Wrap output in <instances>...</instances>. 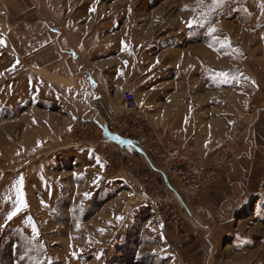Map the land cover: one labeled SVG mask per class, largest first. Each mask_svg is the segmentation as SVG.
Listing matches in <instances>:
<instances>
[{"label":"rangeland","instance_id":"obj_1","mask_svg":"<svg viewBox=\"0 0 264 264\" xmlns=\"http://www.w3.org/2000/svg\"><path fill=\"white\" fill-rule=\"evenodd\" d=\"M95 1L94 12L89 0L80 2L81 19L89 14L95 26L121 33L129 57L143 51L150 77V91L137 100L152 125L148 140L125 115L111 124L122 127L117 135L141 137L155 165L170 170L166 141L181 150L192 145V163L207 169L235 131L239 145L200 192L181 174L171 179L198 227L141 157L93 126L78 138L107 157V176L99 179L73 176L70 152L35 145L24 115L33 98L17 69L18 80L0 86V264H264V0ZM13 60L7 67L21 68ZM180 90H190L192 114L162 121L175 131L162 132L165 142L151 152L149 139L159 132L140 110L175 108ZM117 167L133 172V182ZM21 177L27 207L8 220Z\"/></svg>","mask_w":264,"mask_h":264},{"label":"crops","instance_id":"obj_2","mask_svg":"<svg viewBox=\"0 0 264 264\" xmlns=\"http://www.w3.org/2000/svg\"><path fill=\"white\" fill-rule=\"evenodd\" d=\"M84 1L88 0H0V86L8 80L17 81L19 71H23L25 91L33 98L24 111L29 135L35 145L56 147L75 156L70 170L73 176L98 179V174L107 176L105 161L92 148L94 145L76 147L72 139V145L68 143L69 135L83 119L91 122L102 137L99 124L113 127L114 144L132 156L137 154L149 170L158 171L160 168L146 152L141 137L120 140L117 135L120 133L115 129L122 130V127L112 126L124 115L122 94L125 90L134 91L138 101L150 91L143 51L135 52V58L129 57L125 52L128 39L121 33H109L107 27L95 26L89 14L81 19L79 7ZM89 1V8L94 12L96 1ZM72 53L77 55V60L71 57ZM12 60L22 69H9L7 65ZM172 97L171 103L178 99L179 106H161L157 113L153 107L140 110L152 121L159 135L167 129L175 131L173 123L160 124L169 115L172 121L178 112L192 114L190 90L177 91ZM181 99H189L187 110L186 101ZM120 171L129 179L128 182L123 179L124 182H133V172ZM173 195L188 218L197 221L183 196L177 190Z\"/></svg>","mask_w":264,"mask_h":264},{"label":"built area","instance_id":"obj_3","mask_svg":"<svg viewBox=\"0 0 264 264\" xmlns=\"http://www.w3.org/2000/svg\"><path fill=\"white\" fill-rule=\"evenodd\" d=\"M71 57L74 60H77L78 57L77 55H75L74 53L71 54ZM122 106H123V111H124V115L126 116V122L132 125V127H136L137 126V131L141 132L143 135L145 133H147L148 129H152V125L150 124V122L148 121L147 118L142 117L139 112L137 111V100H136V95L134 93V91L127 89L123 92L122 94ZM99 124V123H98ZM92 125L91 122H89L86 119H83L76 127V129L72 132V135H74V146L76 147H80L82 146V142L81 140L78 138V136L84 132H86L88 130V127H90ZM99 126L101 127L102 133L105 137V141L106 142H110L112 141V139H114V135H112L111 131L113 130L111 126H103L101 124H99ZM149 134V133H148ZM155 138H151L149 139L150 142H152L154 144V147L151 150V152L154 149H158V145L163 144V142H165V139L163 138V136L157 134L155 131L153 132ZM240 136H242V133L239 131H235L232 133V138L234 139L233 141H231L230 145L228 144H224L222 145L220 148H218L215 153L212 155L211 157V165H209L211 168L208 169L205 167H197L196 165H194L192 163V158L193 155L195 154L192 148V145L187 146L186 149H179L178 147H175L172 142L170 141H166L167 144H169L171 147L168 148L167 150H165L167 153V162H173V167L170 168L168 167L169 164H167L168 166L158 170V171H151L156 173L161 181L164 184V187L166 189V191H171L172 193L176 191L175 188H173V186L171 185L170 181L171 179L176 177V174H178L180 176H183L181 179L182 181H184V184H188L187 186H190L189 188H194L195 190H197V193L201 191V187H202V183L205 182L208 179H212L214 178L217 169L220 168V166L225 162V160L227 159V155L229 153H231L232 151V147L235 146L237 147L239 145V138ZM144 141H147L149 136H145L144 135ZM117 139V138H116ZM122 138H120L121 140ZM119 140V139H118ZM192 142V141H190ZM93 149H96L94 146L92 147ZM234 149V148H233ZM147 153L149 154V152L147 151ZM101 158L103 161H105V166L104 169L107 171V168L109 167V164H107L106 162V156L104 154H100ZM177 175V176H178ZM180 176V177H181ZM162 218H164V222L167 223V220L165 218V213L163 212L161 214ZM191 219V218H190ZM192 220V219H191ZM194 221V220H193ZM194 223L196 224V226L199 227V223L197 221H194ZM165 238H167L168 233L164 234Z\"/></svg>","mask_w":264,"mask_h":264},{"label":"snow or ice","instance_id":"obj_4","mask_svg":"<svg viewBox=\"0 0 264 264\" xmlns=\"http://www.w3.org/2000/svg\"><path fill=\"white\" fill-rule=\"evenodd\" d=\"M223 2V0H213V5H220ZM192 26V22H189V27ZM212 32H215V29H212ZM23 178L21 177L20 181L18 182V187H16L17 190V198H18V206L14 207L13 211L8 215L7 219L11 220L14 216L18 215L20 211H22L24 208L27 207V201L25 199L23 189ZM87 195V194H86ZM34 233L38 236V230L33 228ZM34 264H45L44 261H41L39 259L34 261Z\"/></svg>","mask_w":264,"mask_h":264}]
</instances>
